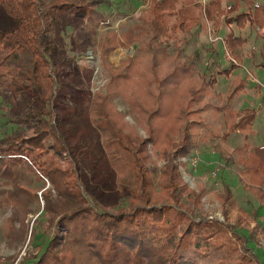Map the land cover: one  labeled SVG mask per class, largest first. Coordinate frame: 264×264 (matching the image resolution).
Listing matches in <instances>:
<instances>
[{
    "label": "trees",
    "instance_id": "16d2710c",
    "mask_svg": "<svg viewBox=\"0 0 264 264\" xmlns=\"http://www.w3.org/2000/svg\"><path fill=\"white\" fill-rule=\"evenodd\" d=\"M186 1L151 0L121 39L111 31L96 42L107 19L100 8H112L111 0H0V207L16 213L36 202L32 183L51 187L29 234L40 254L22 264H264L251 234L196 211L200 197L176 161L190 152L201 111L195 106L214 82L202 75L196 88L194 64L178 60L182 37L201 19L200 1L192 8ZM208 2L203 9L214 28L229 8L238 11L236 2L224 9ZM224 20L262 27L264 6ZM128 44L135 53L114 67L109 52ZM95 46L108 80L89 90L88 66L72 69L68 55ZM244 87H231L229 101ZM118 97L145 138L116 108ZM255 116L228 105L221 129L243 135L226 161L234 160L239 181L264 206V151L247 141ZM217 196L232 202L231 185L224 181Z\"/></svg>",
    "mask_w": 264,
    "mask_h": 264
},
{
    "label": "rangeland",
    "instance_id": "374dc122",
    "mask_svg": "<svg viewBox=\"0 0 264 264\" xmlns=\"http://www.w3.org/2000/svg\"><path fill=\"white\" fill-rule=\"evenodd\" d=\"M112 8H100L107 19L100 23L96 30L95 40L100 42L111 31L119 35L128 30L137 21V16L150 6L151 0H111ZM199 13L201 19L199 25L192 32L182 37L184 51L178 57L180 62L191 60L194 64L195 74L192 79L195 87H199V77L214 79L213 84L207 87V93L202 97L195 109H200L197 124V136L192 137V147L185 157H178L177 163L184 182L199 195L196 211L208 218H217L237 227V230L245 235H252L250 245L258 251L264 260V206L253 196L247 182L239 181L236 172L237 165L234 149L244 144L245 140L241 132L230 127L221 129L223 113L227 106L235 110L244 108L254 109L256 114L252 124V135L247 141L253 148H262L264 151V25L251 28L247 23L239 28L235 25H226V17H234L237 13L252 10L254 5L264 6V0H215L220 2L221 9L231 7L237 3L238 11L233 12L229 8L223 13L220 28H214L212 21L207 20L204 7L209 6V0H199ZM205 1V2H204ZM197 0H192L190 8ZM234 24V23H233ZM243 27V26H242ZM168 52L175 54V48H169ZM135 49L128 44L127 47H117L108 54V61L114 67L122 60L132 56ZM68 63L72 69L86 64L90 70L86 88L89 90L102 87L108 80L107 71L102 68L100 51L96 48H87L82 53L68 55ZM235 65V66H232ZM231 66V67H230ZM232 68V69H231ZM231 70V71H230ZM82 79L86 80L85 73L81 72ZM244 84V89L229 101V92ZM232 87V89H231ZM118 111L125 114L124 120L136 128L138 135L146 137L144 130L137 125L128 112V106L120 98L114 100ZM206 104L207 108H202ZM217 107L220 114L212 108ZM221 124V126H220ZM174 140L178 144L177 138ZM148 151L158 167L164 166L165 161L156 159L151 145ZM222 154V156H220ZM198 155L200 162L197 167H192L190 162L183 161ZM213 172L216 174L213 175ZM231 185L233 191L232 202H223L217 195L223 190L224 181ZM35 181L30 185L31 192H35L37 200L30 207L19 208L15 213L12 205L0 207V264H22L26 261H34L40 254V247L36 242L29 240V234L33 221L42 218L43 195L42 192L51 188ZM6 189V187H4ZM54 193H52V196ZM50 196V197H52ZM54 198V197H53ZM39 208V209H38ZM193 208V207H192ZM33 210L28 214L29 211ZM20 211V212H19ZM44 222V220H42ZM40 232H38L39 234ZM41 234V233H40ZM36 237V241L42 240ZM42 243V242H41Z\"/></svg>",
    "mask_w": 264,
    "mask_h": 264
},
{
    "label": "built area",
    "instance_id": "2783aa9c",
    "mask_svg": "<svg viewBox=\"0 0 264 264\" xmlns=\"http://www.w3.org/2000/svg\"><path fill=\"white\" fill-rule=\"evenodd\" d=\"M0 97H1V95H0ZM0 135H1V128H0ZM182 160L183 161H187L188 160V162H190V165L192 167H194V168L197 167L199 165V162H200V159H199L198 155H193V156L189 157L188 159L187 158H183ZM215 174L216 173L213 172V175H215Z\"/></svg>",
    "mask_w": 264,
    "mask_h": 264
},
{
    "label": "crops",
    "instance_id": "0c3cea01",
    "mask_svg": "<svg viewBox=\"0 0 264 264\" xmlns=\"http://www.w3.org/2000/svg\"><path fill=\"white\" fill-rule=\"evenodd\" d=\"M187 3H186V5H190L191 3H190V1H186ZM205 2V1H204Z\"/></svg>",
    "mask_w": 264,
    "mask_h": 264
}]
</instances>
